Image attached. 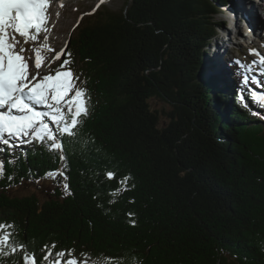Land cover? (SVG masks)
Wrapping results in <instances>:
<instances>
[{"label": "trees", "instance_id": "16d2710c", "mask_svg": "<svg viewBox=\"0 0 264 264\" xmlns=\"http://www.w3.org/2000/svg\"><path fill=\"white\" fill-rule=\"evenodd\" d=\"M129 2L98 10L64 56L90 98L79 136L63 153L0 144V224L13 225L0 233L41 264L61 250L82 264H264V107L243 74L207 63L227 0ZM156 98L177 109L166 125ZM45 181L47 194L20 193Z\"/></svg>", "mask_w": 264, "mask_h": 264}, {"label": "snow or ice", "instance_id": "6c2138e0", "mask_svg": "<svg viewBox=\"0 0 264 264\" xmlns=\"http://www.w3.org/2000/svg\"><path fill=\"white\" fill-rule=\"evenodd\" d=\"M56 2L0 0V144L5 146L27 138L28 143L36 142L48 150L63 153V138L76 139L82 119L89 115L90 98L86 89L76 84L79 76L69 67L71 61H61L64 50L56 52L48 46L47 36H41L49 29L53 15L50 6ZM60 6L63 7L62 0ZM54 15L59 17L60 13L55 12ZM37 40L45 43L42 46L33 44L35 61L30 71L28 61L31 56L25 55L29 49H25L23 44ZM44 50L54 53L49 64L60 62L55 69L49 67L48 75H42L39 71L47 59L42 55ZM236 63L240 65L241 62ZM260 64H264V58L260 59ZM244 79L247 80V77ZM251 100L264 107V94H252ZM36 105L45 106L47 114L37 111ZM45 115L54 127H49V123L45 122ZM8 137H11V141ZM65 158L63 154L60 155L61 160ZM3 171V164L0 163V175ZM107 176L111 178L113 173L108 172ZM132 223L135 225V221ZM11 227L13 225L0 224V230ZM11 236V232L0 233V258L10 257L19 251L23 253L24 264H41L34 254L26 251V245L12 242ZM54 255L55 259H52L53 253L47 252L43 264H82V258H73L71 250H61Z\"/></svg>", "mask_w": 264, "mask_h": 264}, {"label": "rangeland", "instance_id": "374dc122", "mask_svg": "<svg viewBox=\"0 0 264 264\" xmlns=\"http://www.w3.org/2000/svg\"><path fill=\"white\" fill-rule=\"evenodd\" d=\"M228 1H236V0H228ZM243 0H237L236 2H228L229 6L227 9V15H228V10L231 6L235 4H239ZM61 0H57V2L53 5H51V10L53 12V15L50 19V26L47 32H42L41 36H47V44L50 48L54 49L56 52L61 50L64 47H67L69 40H73L78 32H79V26L85 25L89 19L100 9H102L103 6H107L113 11H120L123 9L127 3V0H62L63 7L60 6ZM227 6H222L219 8V12L223 15H218L219 20H223L225 17L224 13V8ZM55 12H59L60 15L59 17H56L54 15ZM224 17V18H223ZM82 19V20H81ZM81 20V21H80ZM227 22H229L226 19ZM54 23V26L52 24ZM241 23H244V20L241 21ZM264 25L263 19L260 18L257 20V26H262ZM228 26H226L227 29ZM65 29V30H64ZM226 29L223 31L220 30V33L224 32ZM241 26H237L235 29L231 31V35H234V38L229 40L227 39V35H230L227 33V30L223 33V35H220L219 37H215L213 44L211 45L210 49H208L207 53L210 56L212 54L213 61L212 64L215 67V74H219V76L224 77V75H221L219 73V68L217 60H216V54L217 50L220 51L222 50L223 52L226 51V55L221 57L223 60L221 63H226V60L228 59L231 64H232V52H234V58L238 59L242 53H246L248 58H244L245 61L249 63V65H255L256 60L263 58V53H264V39H258L255 44H252V42L248 39L246 40V47L240 46V45H235L237 43H240L239 40L240 37L244 33V29H241ZM227 41V42H226ZM45 43L43 40H37L36 42L29 41L26 44H23V47L25 49H29L28 52L25 53L26 56H31V59L28 61L30 65V71L31 67L34 64L35 61V51L33 49V44L35 46H42ZM226 43V44H224ZM69 46V45H68ZM250 46V47H249ZM219 51V52H220ZM231 51V52H230ZM67 52V51H66ZM221 54V52H220ZM219 54V56H220ZM42 55L46 57L47 59L45 60V65L42 66V68L39 70L42 75H48L50 74L49 72V67L54 69V67L59 65V61L49 64V62L52 60V57L54 55L53 52L44 50ZM220 59V60H221ZM63 58L61 59V61ZM205 61V59H204ZM234 61V60H233ZM210 62V61H208ZM207 62V63H208ZM209 64V63H208ZM224 65V64H223ZM229 67L234 71L235 69L234 66L229 65ZM228 72V71H227ZM209 75H213V71L209 70ZM51 74H54L52 72ZM235 74V72H234ZM39 79V77H37ZM260 94H263L260 93ZM191 98L192 102H196L197 99L194 96L189 97ZM152 105L157 109V111L160 113V116L162 117L161 122H164V125L168 124V117L169 114H173L174 106L167 100L164 99H154L152 100ZM43 107V106H42ZM46 108V107H44ZM177 109L175 110V112ZM48 109H46L45 114H47ZM174 112V113H175ZM45 119H49L47 115H45ZM46 122V120H45ZM49 123V122H47ZM50 124V123H49ZM44 193L47 194L51 192V187H50V182L45 181L42 183V188L41 190L37 188L36 186H28L26 188H23L20 190V193L22 195H31L33 193Z\"/></svg>", "mask_w": 264, "mask_h": 264}, {"label": "bare ground", "instance_id": "6f19581e", "mask_svg": "<svg viewBox=\"0 0 264 264\" xmlns=\"http://www.w3.org/2000/svg\"><path fill=\"white\" fill-rule=\"evenodd\" d=\"M230 2H232V1H229V3ZM228 6H229V4H228ZM228 6L224 8L226 18L223 17L224 18L223 19L224 24H225L224 29H226V26H228L227 27V33L230 34V35H227V37H226L227 39H229V40L233 39L234 35H231V31L233 29H235L237 26L242 27L243 25L245 27H247L254 34H258L259 35L258 37L261 38V40L264 39V25L257 26V20L258 19L262 18L263 22H264V0H257V1L256 0H243L239 4H235V5L231 6L228 10V15H227ZM226 19L229 22H227ZM243 20H244V23H241V21H243ZM255 43L256 42H253L252 44H255ZM224 44H226V43H224ZM219 51H220V49H219ZM226 51L223 52L221 50L220 51L221 54H220L219 58L216 59L217 63H220V64H218V68H219V73L221 75H224L229 70V68L226 64L223 65L221 63L223 61L221 59V57L226 55Z\"/></svg>", "mask_w": 264, "mask_h": 264}, {"label": "water", "instance_id": "95a60500", "mask_svg": "<svg viewBox=\"0 0 264 264\" xmlns=\"http://www.w3.org/2000/svg\"><path fill=\"white\" fill-rule=\"evenodd\" d=\"M129 3H131V0H130V2Z\"/></svg>", "mask_w": 264, "mask_h": 264}]
</instances>
